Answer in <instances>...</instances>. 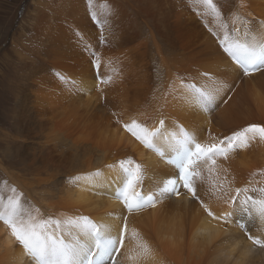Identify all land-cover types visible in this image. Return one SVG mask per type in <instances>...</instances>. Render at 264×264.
Returning <instances> with one entry per match:
<instances>
[{
    "label": "bare ground",
    "instance_id": "6f19581e",
    "mask_svg": "<svg viewBox=\"0 0 264 264\" xmlns=\"http://www.w3.org/2000/svg\"><path fill=\"white\" fill-rule=\"evenodd\" d=\"M213 1L218 6H224L225 11L220 6L219 11L225 13L227 8L229 14L232 12L229 20H232L230 23L235 32L233 38L243 35L242 20L247 23L252 34H264V28H260L264 20V0H244L248 4H243L245 8H239L241 11L238 9V5L242 4L239 0ZM250 7L254 13L244 15L243 11ZM203 10V15L211 17V20L208 18L209 24L206 20L208 26H204L203 21L206 29L204 32L202 28V37L206 36L203 40L212 42L211 45L215 42L211 41L214 39L211 35L214 33L213 26L218 24L214 31L221 36L219 41L222 44L229 43L228 34L231 33L221 35L228 26L231 27V24L226 25L228 18L226 23L224 17H220V20L210 9ZM155 13L156 9L152 16L157 15ZM167 23L164 17L162 25L159 22L164 29L159 40L168 47H162L159 51V64L154 66V70L147 68L146 63L138 72L131 70L128 78L140 83L130 88V95L123 97L122 89L119 91L120 87L115 82H112L109 90L112 80L108 81L110 76L104 72L98 75L97 82L91 72H77V69H73V75L67 74L66 77L75 81L82 90L64 82V91L59 87L63 92L54 89L46 92L42 89L46 84L42 86L38 80L36 88L23 95L18 108L17 134L4 141L0 154V197L6 201L13 195L11 189L15 187L17 193L22 194V202L33 209H39L40 216L59 219L87 216L97 224L108 225L114 237L119 236L126 217L127 232L123 248L119 254H115L116 264H262L264 247L254 245L248 237L251 235L264 240V223L245 217L242 223L246 227L243 229L236 217H229L227 221L221 218L223 213L231 211L226 201L228 194L235 195V188L248 187V194L256 198L264 195L251 191L252 188H264V141L259 138L251 140L247 148L230 152L227 159L218 156L213 173H209L201 164L198 170L202 175L194 180L196 198L179 183L178 195L165 194L156 201L154 207L146 205L128 211L115 198V183L89 188L82 182H72L73 177L96 169H103L106 174L112 175L106 166L129 158L141 165L147 177L144 182L145 192L154 191L162 181L176 176L178 169L172 163L174 153L163 142L155 146L161 151L153 149L155 147H145L123 127L132 120L151 130L158 127L163 119L166 135L178 136L183 130L203 144L218 143L251 124L264 125V68L244 75L225 51L217 58L212 54L215 60L208 59L212 61L206 63L209 66L204 64L205 67H201L199 65L202 63L198 64L197 60L195 65L197 63L198 67L189 64L194 68L192 70L189 67L176 69L177 62L170 60L171 56L173 58L170 48L178 49V43L176 46L175 37L174 42L171 33H168ZM144 60L145 57H142V64ZM200 62H206V59ZM181 65L183 68L184 63ZM77 68L79 70V65ZM205 74H210L221 85L214 105L217 111L212 119L208 115L209 111L194 105L181 87L182 82L203 81ZM120 77L126 79L123 75ZM42 81L46 83L48 80L41 78ZM48 83L49 88L57 86L56 83ZM234 85L237 89L232 92ZM113 92L117 95H112ZM227 95L229 97L223 101ZM67 102L69 106L66 112H59ZM113 114L116 116L113 117ZM204 135L211 137L210 140H205ZM213 186H222L223 191L213 194ZM205 206L208 211H205ZM209 211L213 213L212 216L208 214ZM0 236H4L0 243V264H35L3 222H0ZM141 243L147 245V254H140ZM254 246L259 248L258 257L253 255ZM129 256L133 259H129ZM106 264H110V260Z\"/></svg>",
    "mask_w": 264,
    "mask_h": 264
},
{
    "label": "rangeland",
    "instance_id": "374dc122",
    "mask_svg": "<svg viewBox=\"0 0 264 264\" xmlns=\"http://www.w3.org/2000/svg\"><path fill=\"white\" fill-rule=\"evenodd\" d=\"M195 1L197 0H91L90 3V0H0V154L3 150L4 141L14 138L17 134L18 108L23 95L27 91L30 90L29 92H31L32 89L36 88L38 80L42 83V86L46 84L47 87L42 88L46 92L50 91L48 89H54L61 93L65 87V83L60 78L61 74L63 76L67 74L73 75V69H77L75 70L77 72H91L90 74H94L98 82V75L104 72L108 77L110 76L108 81L112 80L109 90L112 87V82H115L120 87L118 90L122 89L123 97L130 95V88L140 83L133 78H128L131 70L138 72L146 64H148L146 65L147 68L154 70V66L158 63L160 56L159 51H161L162 47H168L165 42L159 40L161 31H164L162 26H160L163 17L166 23L169 22L167 23L169 32H167L171 33L172 40L175 37L176 44L174 40L173 44L177 46L178 43V49L170 48L173 51V58L171 56L170 60L177 62L175 63L176 69L189 67L188 69L192 70L194 68L190 67L189 64L198 67V64L201 63L202 65L199 66L205 67L206 63L212 62L219 55L222 56V52L224 53L227 47L226 45L235 38V36L233 38V35H235L234 30H232L233 25L230 23L232 20H229L232 12L230 11L229 14L226 8L228 13H223L222 11H225V8L224 6L221 7V4L219 6L222 11H219L220 7L213 1L216 8L218 7L219 14L220 12L223 14V16H220V14L218 18L224 17L223 21L225 22L226 18H228L226 25L231 24L230 26L232 27L229 28L228 26L225 32H221V35H224V33H231L232 35L228 34L230 35L229 43L222 44L219 41L220 39H218L221 36L218 34L217 36L215 33L217 30L216 25H218L216 24V28L213 26V36L211 35L214 38L211 41L215 42L211 45L212 42L210 43L206 39L203 40V38H206L205 35V37H202L204 32H206L204 26H208L206 20H208L209 24L211 17H208V19L207 14L203 15L205 13L203 9L206 7L204 6L203 8V4ZM240 1L238 2L242 4L238 5V9L245 8L243 4H248V2ZM184 4H186V7ZM193 4L196 5L194 6ZM93 5H95V8H93ZM105 6L108 25L101 28L94 13H99L100 9ZM154 8L157 15L152 16L155 12ZM176 8H179L178 10L180 11L178 12ZM206 10L209 9L206 8ZM252 10L254 11L251 7L247 10L245 9L243 11L244 15L246 13L247 16H250L254 13ZM197 16H201L202 20H200V17L197 18ZM263 24L264 20H262L260 28H264ZM202 28L204 32H202ZM171 30L172 32H170ZM218 42H220V45ZM204 50L207 51L205 52ZM197 54L200 56H197ZM203 54H205V57L201 56ZM210 56L211 58H208ZM212 56L215 58H212ZM142 57L146 59L144 64L141 61ZM191 57L196 58L192 59ZM205 59L206 62H200ZM196 61L198 64L196 63L195 65ZM78 65L79 70L77 68ZM206 66L209 65L207 64ZM120 71H126V73ZM122 75L126 79L120 77ZM41 78L45 81H50V83H56V88H49L48 81L46 83L41 82ZM121 79H123V82ZM58 84H61V86ZM101 85L106 84L101 83ZM236 89L237 87L234 85L231 91L234 92ZM114 93L117 95L118 91L117 93L113 92L112 95ZM228 97L229 95L223 101ZM68 104L67 102L65 106L63 105L59 112H66ZM216 111L217 108L209 111L210 119L215 117ZM112 116L115 117L116 115L113 114ZM112 116L110 119L113 118ZM204 137L205 140H210L211 138L207 135H204ZM153 149L161 151L157 147ZM3 239L4 236H0V243ZM256 247H253V255L258 257L259 248ZM110 264H112V261H110Z\"/></svg>",
    "mask_w": 264,
    "mask_h": 264
},
{
    "label": "snow or ice",
    "instance_id": "6c2138e0",
    "mask_svg": "<svg viewBox=\"0 0 264 264\" xmlns=\"http://www.w3.org/2000/svg\"><path fill=\"white\" fill-rule=\"evenodd\" d=\"M211 12L219 16V11L213 0H198ZM91 3V0H90ZM95 8V5H93ZM105 8L99 13H94L101 28L108 25ZM243 35H237L225 48L235 62L243 69L245 75L252 71L264 68V34L254 35L243 20ZM239 32V29H236ZM205 79L197 82H182L184 95L192 103L205 111L214 108L215 101L220 94L221 85L218 80L205 74ZM63 82L73 88H78L75 81L63 76ZM82 90V88H78ZM165 121L160 120L159 126L149 130L136 120L125 123L123 127L130 132L145 147L153 148L162 142L174 153L172 163L178 172L175 177L167 178L157 185L154 191L145 192L144 182L146 175L140 164L131 158L116 162L115 165H107L106 168L112 175L106 174L103 169L77 175L72 178L74 184L83 183L89 188L115 183V198L132 211L146 205L155 206L158 199L165 194H179L177 185L182 186L194 198L197 197V189L194 180L202 175L198 170L203 164L209 173L215 171L216 158L218 156L227 159L230 152L238 148H247L251 140L259 138L264 141V125L251 124L231 136L224 137L218 143L203 144L197 142L194 137L181 130L178 136L166 135ZM223 191L222 186H213V194ZM235 195L228 194V202L231 211L222 214V219L227 221L229 217H236L242 223L243 218L260 220L264 223V195L260 198L249 195L248 187L235 188ZM252 192L264 194V188H252ZM5 201L0 197V222L9 229L12 237L21 245L35 264H106L112 261L116 264V255L124 246L127 232V218L120 230L119 236L114 237L108 225L97 224L87 216L59 219L54 217H42L39 209H33L22 202V194H18L15 187ZM205 211H208L205 206ZM35 213V214H34ZM210 216L212 212H208ZM216 218V217H214ZM136 236L133 231V237ZM249 240L254 245L264 247V240L249 235ZM141 255L147 254L149 249L146 244H139ZM129 259H133L129 256Z\"/></svg>",
    "mask_w": 264,
    "mask_h": 264
}]
</instances>
